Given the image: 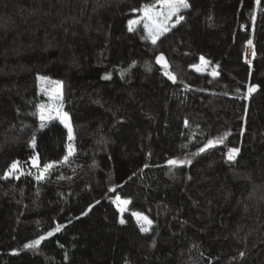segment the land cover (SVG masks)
<instances>
[{
  "label": "trees",
  "instance_id": "obj_1",
  "mask_svg": "<svg viewBox=\"0 0 264 264\" xmlns=\"http://www.w3.org/2000/svg\"><path fill=\"white\" fill-rule=\"evenodd\" d=\"M153 2L0 0V264H264V0H189L155 44L127 29ZM201 56L217 75L192 67ZM40 76L61 84L75 152L36 180L31 157L68 144L59 122L40 126ZM13 161L24 174L4 179Z\"/></svg>",
  "mask_w": 264,
  "mask_h": 264
},
{
  "label": "snow or ice",
  "instance_id": "obj_2",
  "mask_svg": "<svg viewBox=\"0 0 264 264\" xmlns=\"http://www.w3.org/2000/svg\"><path fill=\"white\" fill-rule=\"evenodd\" d=\"M255 3L257 6L260 5V0H255ZM191 5L189 3V0H154L153 3H146L141 6L140 9H132L133 12H140L141 15L137 19H130L128 21V31L134 32L136 31L137 25H143V30L147 33L146 37H142V39H150L153 44L157 42L160 36H162L164 33L168 32L171 27H174L175 24L180 23L185 19L183 15L180 14L182 9H188ZM175 17L174 23H172V19ZM255 19V16H253V20ZM247 46L249 49H251V55L255 57L256 52L253 47V41L249 39L247 42ZM201 64L200 66L193 65L192 67L196 68L197 71H200L201 68L204 65H207L210 63L209 61L205 60L203 56L200 57ZM249 64H251V60L247 61ZM135 63V62H133ZM156 63L162 64L164 69V75L167 76L170 80L173 82H176V76L169 71V64L167 60L165 59L163 53H161L159 56L156 57ZM213 75H217L218 73L213 72ZM109 78V77H105ZM39 80L45 81L47 78L45 77H38ZM57 85H59V81L54 82ZM258 88V85H249L247 88L246 96H250L253 92H255ZM42 91H46V89L42 88ZM239 92L240 90L237 89ZM50 99L53 101L51 105H44L41 104L39 106V116L41 121V128L45 127V121L47 120H53V119H59L61 123L64 124V127L67 129V138L69 143L67 144V154L62 158V161L60 162H49L45 163L43 167L41 168L38 164V157L33 156L31 157L32 165L38 169V175H36L37 180H43L47 174H49L50 170L54 169L55 165L57 163H67L69 161V158L74 154L75 148L73 143H71L74 140V134H73V126L70 122V117L68 116V113L63 112V103H62V97L59 93V90H55L52 94H50ZM55 113V115H53ZM187 124V121H185ZM229 135V133H224L222 136L216 137L214 139H209L207 143L198 150V152H204L206 149L210 147H215L216 145H223L225 142V137ZM36 144L35 137H33L31 141V145L34 148ZM240 152L239 148L232 147L228 148L227 150V159L229 161L235 160L236 155ZM20 161H13L8 169L4 173V179H7L10 176L16 175V178H19L20 175L24 174L23 170L20 168ZM191 161L187 158L185 159H169L167 161V164L169 166L175 167V166H182L184 164H190ZM118 209L121 213L125 211V208L122 207V205H128L130 203L129 200L124 199L122 200L119 196L116 197L114 201ZM91 208V206H90ZM82 215H86V213H82ZM133 216L136 217L137 223L140 224V231L141 232H148L151 229L152 221L148 218V216L144 215L141 212H133ZM119 223L124 224L126 223L125 219L123 218V215H121V218L119 220ZM63 226L57 225L55 228H53L51 231H48L45 235H40L38 238L25 243L23 245L24 248H36L38 247L42 241H44L47 237L53 236L56 232H59ZM243 253H241V256Z\"/></svg>",
  "mask_w": 264,
  "mask_h": 264
},
{
  "label": "rangeland",
  "instance_id": "obj_3",
  "mask_svg": "<svg viewBox=\"0 0 264 264\" xmlns=\"http://www.w3.org/2000/svg\"><path fill=\"white\" fill-rule=\"evenodd\" d=\"M184 9H182L181 10V12H180V14L182 15V11H183ZM140 15H141V13L140 12H138L137 13V15H135L134 17H132V18H130V19H137V18H139L140 17ZM129 19V20H130ZM128 20V21H129ZM174 21H175V17H173V19H172V23H174ZM176 25V24H175ZM127 29H128V22H127ZM136 29H138V30H140L141 31V33H142V35L144 36V37H146L147 36V33L143 30V25L141 24V25H137L136 26ZM147 40H149V41H151L150 39H147ZM152 42V41H151ZM248 46L246 47V52H245V60L246 61H248V60H251L252 61V55H251V53H249V51H248ZM251 52V51H250ZM247 53V54H246ZM200 64H201V61L198 63V64H196L197 66H200ZM194 68V67H193ZM195 70H196V68H194ZM200 71H208L209 73H213V72H215V70L214 69H212V68H208V66L207 65H204L202 68H201V70ZM40 77H43V76H40ZM45 78H47L45 81H41V80H39L38 79V84H39V99H38V101H39V103L37 104V107H36V114H37V117H38V119L40 120V116H39V106L41 105V104H44V105H51L52 103H53V101L50 99V94H52L55 90H59V93H60V95H61V97H62V94H61V84L59 83V85H57L56 83H54V82H56L55 80H52V79H50V78H48V77H45ZM42 88H44V89H46V91H42L41 89ZM62 111L63 112H66L63 108H62ZM67 113V112H66ZM53 115H55V113H53ZM69 116V115H68ZM52 121H56V122H59L60 124H62L63 126H64V124L63 123H61V121L59 120V119H53V120H47V121H45V125L47 124V123H49V122H52ZM41 122V121H40ZM74 134V133H73ZM68 143H69V141H68ZM71 143H73V141L71 142ZM74 145V144H73ZM67 151H68V149H66V152H65V154L59 159V160H57V161H50V162H60V161H62V158L67 154ZM34 156H37L36 154L34 155ZM38 157V156H37ZM47 163H49V162H47ZM38 164H39V166L42 168L43 167V165L44 164H40V162H39V159H38ZM58 164H60V163H57L56 165H58ZM22 170H23V168H22ZM24 171V170H23ZM27 173L28 174H30L34 179H36V175H38V169L36 168V167H34L33 165H32V161H31V159H30V169L29 170H27ZM17 175H19V173H17ZM14 176H16V175H14ZM37 180V179H36ZM116 197L117 196H115L114 198H113V201H115V199H116ZM121 198V197H120ZM122 200H124L123 198H121ZM116 204V203H115ZM116 206H117V204H116ZM122 207H124L125 208V211L127 210V205H122ZM117 208H118V206H117ZM119 210V209H118ZM120 212V211H119ZM134 212H138V211H134ZM133 213V212H132ZM120 214H123V213H121L120 212ZM145 215V214H144ZM134 218H135V220H136V222H137V219H136V217L135 216H133ZM140 225V224H139Z\"/></svg>",
  "mask_w": 264,
  "mask_h": 264
},
{
  "label": "bare ground",
  "instance_id": "obj_4",
  "mask_svg": "<svg viewBox=\"0 0 264 264\" xmlns=\"http://www.w3.org/2000/svg\"><path fill=\"white\" fill-rule=\"evenodd\" d=\"M248 51H249V53H251L250 51H251V49H248ZM247 54V53H246Z\"/></svg>",
  "mask_w": 264,
  "mask_h": 264
}]
</instances>
